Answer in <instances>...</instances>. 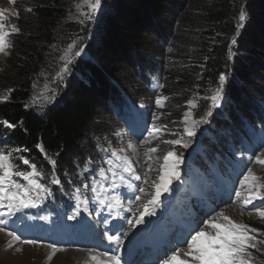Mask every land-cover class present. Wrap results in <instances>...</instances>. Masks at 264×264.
<instances>
[{"label": "trees", "instance_id": "16d2710c", "mask_svg": "<svg viewBox=\"0 0 264 264\" xmlns=\"http://www.w3.org/2000/svg\"><path fill=\"white\" fill-rule=\"evenodd\" d=\"M103 1L98 21L74 17L70 0L23 2L30 10L20 12L19 32L11 35L8 63L0 72V152L21 149L13 152L21 170H28L19 160L23 156L36 164L42 183L58 179L71 193L97 171L92 163H102L108 147L103 143L108 130L102 125L118 114L131 123V112H126L137 98L121 81L138 75L144 92L135 95L141 98L151 77L162 83L164 64L154 53L164 51L170 60V93L180 104L195 99L193 121L207 126L187 147L201 146L205 153L204 144L197 143H213L208 133L218 129H225L235 146L252 141L246 129L264 125L259 108L264 101V0ZM242 6L246 19L237 30ZM71 37H77L76 49L61 79L56 74L64 62L58 53L71 44ZM221 74L226 79L219 88ZM251 80L262 85L254 95L247 90ZM42 88L44 96H38ZM217 89L221 105L212 107L210 97ZM187 147L179 145L177 151L184 154ZM194 158V165L203 167L202 156ZM52 191L60 195L57 186ZM263 244L260 251L251 250L253 264H264Z\"/></svg>", "mask_w": 264, "mask_h": 264}, {"label": "rangeland", "instance_id": "374dc122", "mask_svg": "<svg viewBox=\"0 0 264 264\" xmlns=\"http://www.w3.org/2000/svg\"><path fill=\"white\" fill-rule=\"evenodd\" d=\"M26 0H0V11L3 12V17L0 18V23L5 25V31L11 33V26L16 25L18 18L20 17L21 11H29L30 7L23 6ZM70 12L75 17H81V13H88L87 6L83 3V0H70ZM104 1H101L100 8L96 11L95 15L92 20L98 21L99 20V13L102 11L104 6ZM80 4L81 7L77 8L76 5ZM73 12V13H72ZM75 13V14H74ZM71 16V17H73ZM86 18L85 15H83ZM12 35V34H11ZM11 35L6 38V42L12 45L13 38ZM77 40V37H71L69 41L71 45L73 42ZM64 44H66L64 42ZM76 49V45L72 46L71 50H68V46L66 48H62L59 50V60L65 63V60L61 59V56H65L66 59L71 60V56L73 50ZM8 55L5 56L0 54V72L7 66L8 63V56L10 54L11 48L7 49ZM171 51V50H170ZM146 53V52H145ZM157 54L156 61H162L164 64V73L162 76V83H159L154 77L149 79V85L147 86V93H143L142 97L135 95V92L141 94L144 92V89L140 86L141 82L139 76L133 78L132 74L131 81H121L122 87L128 89V92L133 94L134 97L137 98V104L131 107V110L134 112L130 115L132 120L134 116H136L137 120H140L145 127V131L152 130L153 128H160L161 132L157 139L151 141L150 144H142L141 141L147 136V133L140 139L142 136V131H140L139 135L137 133H127V119H122V115L118 114L117 117L114 119L110 117L108 119L109 124L106 122L102 126L108 130V132L104 135L103 143L107 144V149L103 152V159L100 166H97L95 163H92L97 167V172L93 175H89L87 180L84 181L82 185H80V194L82 199H86L88 201V209L87 211L84 210V205H79V215L76 217L77 220L88 216L89 219L92 218V227L96 230L95 234H91L90 231H66L63 234L65 235L63 238L60 236L62 235L63 231H60L59 226L63 223L65 227L69 228H76L75 223H69L72 220L68 219L69 215H72L74 211L77 210V201L75 200L73 190L70 195L67 197L68 203L67 206L63 208L65 211H62L60 208L62 207H52L49 208L45 215L42 217H50L54 221H58L53 226L50 225L49 222L43 223L42 220L37 221L41 217H35L34 214L28 213L30 209H24L21 213H17L16 216L12 217L8 223L5 225L6 229L9 231H15L22 239H34L38 241L39 246H32L26 244H17L16 242L13 243L12 248H8L6 245L9 242L10 238L5 233H0V264H74L70 260H65L62 258L61 251H57L55 255L49 260L47 257L51 253V249L48 248V245H54L57 249L66 248L65 250H93V254L101 255V253L97 250L96 246V236L100 234L99 226L102 220V212L107 209L106 207L101 206L98 202L93 199V194L91 192V186L94 182L99 181L105 185V187H109L110 179L109 180H101L98 173L101 168H108V165L105 164V160L112 158L111 152L116 151L118 154L127 156L133 166L136 169L138 175H140V180H131L128 177L129 181L132 183L133 188L132 192L134 196L139 195L138 188L142 187L148 193H154L155 189L151 187L152 180L156 179L158 175L159 166L163 163V156L167 154L168 151H174L179 157L180 162L177 166V171L179 172V179H174L172 183L169 185V190L167 192H162V196L169 195V194H180L182 198L188 196L187 193L191 192L192 190L196 189L197 186H200L201 183L206 184L207 186V177L204 175L197 174L191 177V185L189 183L188 178H186L182 174V170L188 163H193L195 159L191 161H186V154L193 150L192 147H187V149H183L184 154H181L180 151L175 150L177 146H183V144H189L191 140L196 137H201L203 134V129L207 127L203 123H196L194 125V135L189 137L187 134L184 133V113L186 111L191 113L189 118V126H192L193 121V111L197 107V101L191 97L185 100L183 103H179V98L170 93L167 80L169 79V69L168 66L170 65V60H168L166 51L162 55L160 52L154 53ZM192 63H197L194 61ZM192 63L190 66H193ZM166 68V69H165ZM171 74V72L169 73ZM133 78V79H132ZM178 78H176L177 81ZM175 81V80H174ZM143 83V82H142ZM251 85L247 90L248 93L254 95V90L262 88L261 83L259 81H250ZM255 85V86H254ZM221 86L219 80V88ZM152 88V93H151ZM45 88H42L39 91L38 96H44L43 91ZM162 89V91H159ZM138 90V91H136ZM37 96V97H38ZM158 97L164 98L162 100L163 107H158L155 103ZM188 100H192L193 103L196 105L195 107H190L187 103ZM198 100V99H197ZM242 100V99H241ZM243 102V101H242ZM221 105V103H219ZM260 110H264V101L259 104ZM125 115V114H124ZM143 119V120H142ZM107 120V118H105ZM101 126V125H100ZM217 133L210 134L208 136L213 143H209L210 141H200L199 143H203L205 147V161L210 162L212 157L214 160V166L219 165L223 167V171L221 172V180L224 184H228L229 187H216V190H211L210 197L206 200L204 194H200L199 200H204L205 202L213 205L214 208L211 210H206L207 214L203 215V211L205 208L200 204L197 203V208H199V214H194V217L199 219V221L190 228L199 230L201 227H204L203 221L215 216L217 213L223 211L226 215H228L231 219L239 223H245L250 228L258 229L260 234L263 231L264 227V218H260L254 211H250L251 205L248 206L247 209H241L240 207V200H237L235 197V190L239 187V180L242 179L243 174L247 172L248 168L251 167L253 172L264 178V165H260L254 163L255 156L261 155L264 157V125L263 126H256V135L261 137V141H257L254 139L253 143L249 144V148H243L239 146L238 149L234 148V154L231 151L228 153L229 149L234 147V139L229 136V133L225 129H218ZM172 139H182V144L171 145L164 143L166 140ZM131 144V147L129 146ZM147 147H158V152L153 154L150 160H146L143 156L144 149ZM237 147V146H235ZM201 152L204 154L203 150L199 148ZM99 152V148L97 149ZM229 154V159L223 160L224 155ZM186 156V157H185ZM222 160V161H221ZM191 161V162H190ZM151 166V170L149 168ZM30 170V169H28ZM110 177V174H109ZM19 179V178H18ZM178 180V181H176ZM147 181V183L145 182ZM23 182V181H21ZM211 184V181L209 182ZM57 184H52L50 181L47 183V186L50 189L51 195L47 196L44 200H49L50 198L53 199V191L52 186ZM87 185L88 187H85ZM203 186V184H201ZM183 187L187 190L180 193L183 190ZM129 191L130 189L126 187H120L118 189L110 190L109 192L102 194L108 197L111 196H119L117 190L122 193L123 189ZM172 190V191H171ZM206 192V191H205ZM208 192V190H207ZM161 196V197H162ZM150 198L145 197L144 202ZM130 201L132 203L130 204ZM160 201V199H159ZM233 201H236L233 203ZM120 202L122 207L118 208L117 211L120 213V217L124 218V221H128L129 219L134 220L136 216L139 215L142 208H138L137 205L140 203L136 200L128 199L127 202L120 197ZM256 204H260L259 201L255 202ZM131 207L132 211H127V209ZM93 215H97L93 217ZM75 220V219H74ZM73 220V221H74ZM14 221V223H13ZM16 223V224H15ZM52 227V228H50ZM132 227L129 225L126 226V232L128 233L127 236H123L122 241L126 242L130 235V230ZM262 228V229H261ZM51 229H57V231H51ZM261 230V231H260ZM65 231V230H64ZM264 232V231H263ZM256 235L255 233H252ZM190 239V237H189ZM264 245V244H263ZM262 245V246H263ZM18 247L20 249L19 252L15 251V248ZM124 247H127V244H124ZM177 247V244L173 245L172 250ZM170 251V252H171ZM253 252V251H252ZM170 254V253H169ZM89 255V254H88ZM160 261V260H159ZM147 262V260L145 261ZM158 262V261H157ZM83 264H97V262L92 261L89 258V261L84 262ZM159 264V262H158Z\"/></svg>", "mask_w": 264, "mask_h": 264}, {"label": "snow or ice", "instance_id": "6c2138e0", "mask_svg": "<svg viewBox=\"0 0 264 264\" xmlns=\"http://www.w3.org/2000/svg\"><path fill=\"white\" fill-rule=\"evenodd\" d=\"M83 3L88 8V13H81L85 15L87 19L94 17L96 11L101 6V0H83ZM77 8L81 5L77 4ZM3 17V12L0 11V18ZM246 19V12L242 6L238 16V26H243V22ZM5 25L0 23V54L5 56L8 55L7 49L11 48L12 45L6 42V38L11 34L19 32V28L16 25L11 26V33L6 32ZM235 43V40H233ZM72 45H68V50H71ZM76 52L75 55H79ZM62 60H65L63 67L56 74L57 77L63 78V73H66L68 64L71 63L70 59H66L65 56H61ZM226 77L221 74L219 77L220 83L223 84ZM47 87V86H46ZM164 98L158 97L155 101L158 107H163L162 100ZM220 99V91L217 89L216 93L210 97L211 106L218 107ZM190 107L196 105L192 100L187 101ZM208 114H211L210 112ZM191 113L186 111L184 113V133L189 137L194 135L195 121H192V126H189V118ZM204 122V121H201ZM8 128L14 127L7 121L3 122ZM160 128H153L148 131L147 136L141 141L142 144H150L152 140L157 139ZM164 143L177 145L182 144V139L166 140ZM131 147V144L129 145ZM187 147V144H183ZM37 148L44 151L41 145H37ZM21 149H14L7 153L0 152V233H5L9 238L7 243L8 248L13 247L12 242L17 244H26L32 246H39L38 241L34 239H22L15 231H9L5 225L8 221L16 216L17 213H21L24 209L36 208L47 196L51 195L49 187L41 182L43 174L38 170L36 164L31 163L28 159L23 156L19 157V160L23 165L28 166L30 170H21L19 165L13 158V152H20ZM158 152V147H147L144 149L143 156L146 160H150L152 155ZM110 159L105 160V164L108 168H101L99 170V177L101 180H109V187L99 181H96L91 186V192L93 199L98 202L101 206L106 207L110 213H115L119 216L120 213L117 211L118 208L122 207L119 196L108 197L105 194L110 190L118 189L120 187H126L132 189L133 185L129 181L140 180V175L137 174L135 167L131 160L127 156L118 154L116 151L111 152ZM45 158L52 165L56 164V161L51 159L45 153ZM180 157L174 151H168L163 156V163L159 166L158 175L156 179L152 180L151 187L155 189L154 193H148L145 188H138L139 195H136L135 200L140 203L137 205L138 208H142L143 211L135 217L134 220L129 219L128 225L134 228L136 225L143 223V218L147 215L153 214V208L159 202L160 195L162 192L169 190V185L174 179H179V172L176 170ZM254 163L264 165V157L261 155L255 156ZM151 170V166L149 165ZM110 174V177H109ZM19 178V179H17ZM23 181V182H21ZM52 184H59L58 179L53 178L50 181ZM147 183V181H145ZM85 187H88L85 185ZM75 200L77 201V210L72 215L68 216L69 220H74L79 215V205H84V210L88 209V201L81 198L80 189L77 188L73 193ZM144 202L145 197H149ZM235 197L240 200L241 209H247L251 205L250 211H254L260 218H264V178L257 176L251 167L248 168L247 172L243 174L242 179L239 180V187L235 190ZM259 201L260 204L255 202ZM236 201H233L235 203ZM132 201H130V204ZM127 211H132L129 207ZM44 219V217H41ZM204 227L199 230L192 229L189 232L190 239L185 237L180 241L179 247L174 248L167 254L165 258L159 261V264H253V252L251 250L260 251L258 245L264 243L258 239L260 232L258 229L250 228L245 223H239L231 219L223 211L217 213L215 216L203 221ZM255 233L256 235H253ZM124 236L128 233L124 232ZM104 238L112 244L117 246L123 243L122 239L118 235H109L107 232L104 233ZM51 249V253L47 259H51L57 251L54 245H48ZM16 252H19L18 247L15 248ZM89 258L92 261H96L97 264H120V258L118 255L109 256L108 253H102L105 257L103 262L99 261L97 256L93 254V250H88Z\"/></svg>", "mask_w": 264, "mask_h": 264}, {"label": "bare ground", "instance_id": "6f19581e", "mask_svg": "<svg viewBox=\"0 0 264 264\" xmlns=\"http://www.w3.org/2000/svg\"><path fill=\"white\" fill-rule=\"evenodd\" d=\"M61 254H62V258L63 259L70 260L74 264H83L84 262L87 263V261H89V255L85 251H81V250H71V251L70 250H63V251H61ZM103 261L104 260H102L101 262H103Z\"/></svg>", "mask_w": 264, "mask_h": 264}]
</instances>
